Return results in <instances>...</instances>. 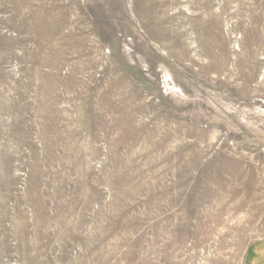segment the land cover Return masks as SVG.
I'll return each mask as SVG.
<instances>
[{"label":"rangeland","instance_id":"obj_1","mask_svg":"<svg viewBox=\"0 0 264 264\" xmlns=\"http://www.w3.org/2000/svg\"><path fill=\"white\" fill-rule=\"evenodd\" d=\"M260 240L264 0H0V264Z\"/></svg>","mask_w":264,"mask_h":264},{"label":"crops","instance_id":"obj_2","mask_svg":"<svg viewBox=\"0 0 264 264\" xmlns=\"http://www.w3.org/2000/svg\"><path fill=\"white\" fill-rule=\"evenodd\" d=\"M244 264H264V240L256 241L247 248Z\"/></svg>","mask_w":264,"mask_h":264}]
</instances>
